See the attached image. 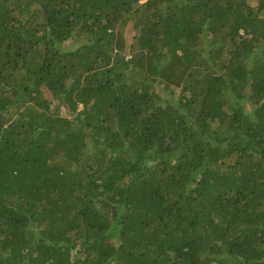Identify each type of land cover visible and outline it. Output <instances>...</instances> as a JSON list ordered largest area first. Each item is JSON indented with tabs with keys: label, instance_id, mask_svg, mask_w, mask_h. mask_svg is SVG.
<instances>
[{
	"label": "trees",
	"instance_id": "1",
	"mask_svg": "<svg viewBox=\"0 0 264 264\" xmlns=\"http://www.w3.org/2000/svg\"><path fill=\"white\" fill-rule=\"evenodd\" d=\"M141 1L0 0V264H264V0Z\"/></svg>",
	"mask_w": 264,
	"mask_h": 264
},
{
	"label": "rangeland",
	"instance_id": "2",
	"mask_svg": "<svg viewBox=\"0 0 264 264\" xmlns=\"http://www.w3.org/2000/svg\"><path fill=\"white\" fill-rule=\"evenodd\" d=\"M143 1H145V0H142L141 2H143ZM73 46V45H72Z\"/></svg>",
	"mask_w": 264,
	"mask_h": 264
}]
</instances>
